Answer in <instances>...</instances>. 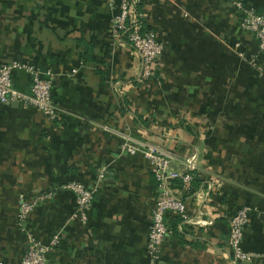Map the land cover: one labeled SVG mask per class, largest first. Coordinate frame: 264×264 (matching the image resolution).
Listing matches in <instances>:
<instances>
[{"label":"crops","instance_id":"obj_1","mask_svg":"<svg viewBox=\"0 0 264 264\" xmlns=\"http://www.w3.org/2000/svg\"><path fill=\"white\" fill-rule=\"evenodd\" d=\"M240 1L264 14V0ZM138 10L163 43L156 76L146 81L125 36L111 33L105 0H0V65L20 60L50 73L58 110L52 121L32 106L0 104V262L16 264L26 251L18 195L53 191L22 224L44 242L58 235L46 264H150L158 183L140 154L121 151L127 134L169 148L178 171L198 155L185 216L167 214L157 264H264L232 262L228 247L229 218L247 204L254 212L242 247L264 253V58L257 38L226 0H142ZM12 79L29 92L27 72ZM69 180L97 184L87 222L70 218L74 195L60 188ZM208 181L219 186L207 189ZM170 184L178 192L180 181Z\"/></svg>","mask_w":264,"mask_h":264},{"label":"built area","instance_id":"obj_2","mask_svg":"<svg viewBox=\"0 0 264 264\" xmlns=\"http://www.w3.org/2000/svg\"><path fill=\"white\" fill-rule=\"evenodd\" d=\"M106 5L113 11L110 31L115 36H125L140 62L139 78L143 81L156 76L157 61L163 51V43L156 32L146 28L143 24L142 13L136 5L142 0H105ZM240 15V26L255 34L259 53L264 58V14L256 12L240 0H226ZM238 47V44H234ZM243 57V52H239ZM17 70H23L30 76L29 92H23L14 86L12 75ZM13 102L32 106L38 109L49 120H55L58 115L57 107L52 99V76L43 73L31 62L12 60L0 65V104ZM105 129L107 127L103 126ZM121 151L130 155L140 154L151 166L153 176L158 183L154 203L151 208V221L147 233L146 252L150 257V264H157L160 259L161 246L168 233L166 216L173 213L185 216V197L192 191L191 180L194 178L190 170L196 168L197 152H192L186 160V170L178 171L172 166L173 152L164 145L147 138H138L127 134L122 135ZM104 168L97 173V182L103 177ZM180 181L179 190L176 192L170 180ZM219 186L218 182L208 181L207 189ZM61 189L73 193L75 208L71 219L87 222L97 184L89 188L77 180H69L61 184ZM53 191H46L27 198L24 194L18 195L16 221L26 232V251L16 264H46L47 254L59 245V237L54 234L44 242L32 232H28L22 224L27 221L34 208L41 202L51 199ZM197 196L207 202L208 193L200 190ZM253 208L243 204L236 208L229 218L228 247L232 262L238 260L250 262L255 259H264V253L245 250L242 247L243 230L248 223ZM188 221H197L187 219ZM199 222V221H198ZM205 223L208 221H204ZM0 264H4L0 262Z\"/></svg>","mask_w":264,"mask_h":264},{"label":"trees","instance_id":"obj_3","mask_svg":"<svg viewBox=\"0 0 264 264\" xmlns=\"http://www.w3.org/2000/svg\"><path fill=\"white\" fill-rule=\"evenodd\" d=\"M139 4H140V3H138V4L136 5L137 10H138V6H139ZM149 29H150V28H149ZM246 205H247V204H246ZM249 206H250V205H249Z\"/></svg>","mask_w":264,"mask_h":264},{"label":"water","instance_id":"obj_4","mask_svg":"<svg viewBox=\"0 0 264 264\" xmlns=\"http://www.w3.org/2000/svg\"><path fill=\"white\" fill-rule=\"evenodd\" d=\"M16 103V102H15Z\"/></svg>","mask_w":264,"mask_h":264}]
</instances>
